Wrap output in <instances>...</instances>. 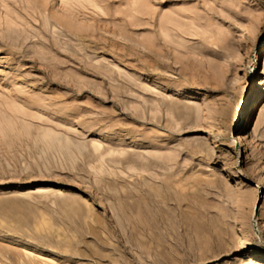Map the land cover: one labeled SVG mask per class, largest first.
I'll return each instance as SVG.
<instances>
[{
    "label": "rangeland",
    "instance_id": "374dc122",
    "mask_svg": "<svg viewBox=\"0 0 264 264\" xmlns=\"http://www.w3.org/2000/svg\"><path fill=\"white\" fill-rule=\"evenodd\" d=\"M143 1L148 0H4V6L0 5V18H3L0 20L5 23L4 29L16 26L31 35L41 34L39 41H43V38H49V33L58 31L59 25L63 26L58 19L70 26L69 18L75 17L78 11L76 17L82 15L80 19L85 22L82 23L84 26H93L92 23L97 24L98 21L104 23L102 19L109 20H105V25H98L102 28L105 26V30L109 27V38L105 39V44L112 46L111 40L116 41L111 47L114 51L119 50L123 55L126 52H147L150 44L153 48V44L158 43H151L153 39L144 29L149 24H142L148 21V14L153 9L156 10L152 14L159 11V14L156 12L157 21L161 23H156L159 28L163 25L160 19L167 18L170 9L184 6L185 3L150 0L152 3H149H154L151 5ZM203 1L199 0L201 3ZM212 1L216 2L215 7L219 12L232 16L226 22L214 21L217 27L214 28L218 29L217 38L222 37L218 42L221 40L222 44L225 43L222 46H227L220 52L221 44L218 43V48L214 43L212 48L215 52L213 50L212 53H219L222 57L217 60L212 58L214 61L207 58L214 65H203L199 73H179L183 77H178V72L176 75V71L172 70L166 74L169 78L166 81L157 74L150 75L139 70L141 66L126 68L127 63L136 65V56L131 54H128L131 57H127L125 63L115 61L117 55L113 53L99 56L127 76L138 72L136 76L149 89V101L145 103L142 94L135 92L137 102L133 105L141 108L142 104H146L144 110H139L141 116L135 119L114 106L117 100L111 99L107 104H101V96H95L89 88L81 94L83 98L70 97L66 100L81 106V110L93 107L88 116L101 119L99 123L106 127L113 125L108 129L103 126L100 129V126L93 134L82 132L76 125L71 127L83 135V140H79L87 143L85 151L89 158L75 154L80 162L73 166L63 155L53 153L52 159L48 162L43 160L42 164L38 162L44 159L42 155L39 157L40 154L38 159L36 154L12 149L11 145L8 146L10 143L0 147V264H150L140 260V256L145 254L143 248H137V222L132 208L136 196H141V192L147 189L144 183L161 179L168 184L173 199L181 195L185 211L188 205L185 198L189 195L200 207L199 214L227 215L214 230H224L227 234L229 251L191 264H244L249 257L264 264V0ZM138 3L151 5L150 8L144 6L148 8L147 11L150 10L148 17L144 16L147 12H144V7L137 8ZM191 3L197 1L190 2V5H194ZM234 7L237 15L232 14ZM79 8L85 13L81 14ZM91 16L94 19L89 20ZM134 16L137 20L132 18ZM73 17L72 21L78 26L72 23L74 27L72 24L70 27L80 28L79 17L77 22ZM49 19L52 20V28L49 26L47 31H43L44 22ZM132 19L133 22H130ZM87 20L92 22L88 24ZM111 20V23H123L124 26L129 20L128 24L134 27L133 34L137 39L134 44L130 43V49L125 48L126 42L122 37L112 39L109 36L110 28L115 26L118 29L117 23V26L112 24L110 27ZM87 25L82 28L89 32L91 27L88 30ZM0 28V101L9 99L10 95L19 91L28 92L30 96L33 89L35 93L49 87L51 91L68 93L64 81L59 83L55 77L49 78L48 71L39 64L38 69L32 68L36 64L34 59H26L18 69V61L23 60L11 53L10 41ZM37 36L32 37L35 38L33 41L31 39L32 42L36 41L33 45L37 44ZM138 37L143 40L141 44ZM145 37H149V40ZM188 38V46L199 42L197 38ZM214 39L217 40L216 37ZM28 42L26 48L32 45V42ZM117 44L125 49L122 50ZM108 46L102 52H113L109 51L111 48ZM22 75L27 76V80ZM86 78L92 82H104L102 76L87 75ZM251 99L255 100V104L249 108L246 105ZM17 105L21 107L20 103ZM33 113L45 117L36 110ZM106 113L113 116L112 120L107 118ZM240 117H245L246 122L236 125ZM0 119V123L4 120L0 124L3 125L0 132L3 128L7 132L12 130L11 127L15 130L12 119L5 120L1 116ZM76 119L83 120L85 124L94 123L90 118ZM23 122L26 124V121ZM24 126L18 129L19 133L26 132L27 127ZM160 154L164 155L167 164L164 174L158 169L147 170L146 166L142 167L134 161L142 156L157 159ZM147 158L138 162L141 164L145 161L146 164ZM239 172L241 176L234 178ZM220 183L227 189V194L220 191ZM242 194L249 196V202H244Z\"/></svg>",
    "mask_w": 264,
    "mask_h": 264
},
{
    "label": "bare ground",
    "instance_id": "6f19581e",
    "mask_svg": "<svg viewBox=\"0 0 264 264\" xmlns=\"http://www.w3.org/2000/svg\"><path fill=\"white\" fill-rule=\"evenodd\" d=\"M1 1H0V5L4 6L3 3L4 0ZM148 1L151 2L150 0ZM148 1H143V2L145 3ZM196 1L197 3H191L194 5H190V2H196ZM226 1L225 3H227ZM167 2L171 4L172 3L177 4L183 2V4L185 3V5L174 9L172 8L173 7L172 5L171 7L172 9H170L171 12L169 13L168 16L166 15L167 18L163 17L165 16V14L162 15L163 19H160V21L162 22L163 25L162 26L159 25L160 26L159 28H158V24L156 27V23L157 22L160 23L159 21H157L159 18H156V16L159 14V11L158 12L156 11L158 14L156 12L152 14V12L156 10V9L154 10L152 7L151 9H153V11L150 12V10H148L150 12V14H148L147 11L148 8H145L148 7L149 4H151L152 2L149 4L147 3V5L146 4L140 5L141 3L140 4L138 3L139 5L138 4L136 5L139 6L137 8L141 7V9L146 5L144 7L145 8L144 12L145 11L147 12L146 14H144V16L145 15L147 16V14L148 16L149 15L150 16L149 17L147 16L148 21L147 22L144 21L145 23L142 24H146V26L147 24H149L147 28H144L145 32L148 31L150 38L154 40V41L152 40L151 43L152 42L154 43L155 41L158 43L153 44V48L152 45L150 44L151 46V48L149 47V49H151L150 52L149 49L147 52H131V53L126 52L127 54L123 52L126 55L125 54L123 55L122 53L118 52L119 50L114 51L112 49L113 44L117 43L116 41L114 42V40H111V42L113 41V44L112 46L109 44L110 47L105 44L106 43L105 39L107 40V38H109L107 35L108 34L107 29L109 28L108 22L106 26V28L107 27L108 28L106 30L104 29L105 26H103L102 28V26L100 25L101 24L105 25L106 19H102L104 23H101L100 21L101 24L99 23V21L97 22V24L93 22L94 23V24L92 23L93 26H91L90 24L92 21L87 20L86 22L87 23L90 22L88 23L90 25L87 24L86 25L88 26V30L89 27H91L90 28L91 30L89 32H86L87 29L84 30L82 28L84 26L82 25V23H85L83 22L82 19H80V16L82 18V15L78 16L79 18L76 17V15L78 14L77 13L78 9L75 10L77 11L75 15L76 18L73 17L74 15L73 16L71 15L74 14V12L73 13L71 12L70 15L73 18H75L74 19L75 22L78 21V20L76 21L77 18L79 19V21H82V22L78 21V23H80L81 25L79 26L80 28L76 27L78 26V24L72 21L73 20L72 17L69 18L71 19L72 22L69 19H67V21L68 22L70 21V26L73 25L72 23L76 24L75 28L77 29L71 28L69 25L66 26L64 23H62V20L60 22V19H58L59 23H61V26L62 24L63 26L60 27L59 25L58 31L56 32L54 31V33L52 31V34L49 33L50 35L46 34L49 35V38L47 36L48 39L44 40L45 38H43V41H39L42 39V37L40 36L41 34L38 35L39 37L37 36V34H35L38 37L37 39L39 41V43L37 41L36 45L34 44L36 47L33 45V43L36 41L32 42L33 39H35L32 37L33 36L35 37V35H31L27 33V30L25 29L22 31V29H20L19 27L16 28V26L11 28L8 27L4 29L5 23L1 21L3 18H0L1 19L0 27L3 28L5 37H7V39L10 41L11 44L10 48L12 50L11 53L18 56V59L23 60V61H18L17 68L19 69L20 67H22L26 59H34L36 61V64L34 63V66H32V68L36 69L37 65L39 64L40 66L45 68V70L48 71L47 75H49L48 76L49 78L55 77V79H57L59 83H62V81H64L63 84H65L67 88L65 86L64 87L66 88V90H68L69 94L71 93V95L69 96L68 93L64 94V93H59V91H51L49 87L48 90H39L38 92L35 91V93H34L35 89H33L32 91L33 94H31L30 96H28V92L19 91L18 93H13L12 95H10L9 99L0 101L1 118L5 120L7 118L12 119V121L14 122L13 126L15 128V130H13V127H11L12 130L10 129L11 131L8 132L6 131V129L4 130V128L2 129L3 132L1 130L2 133L0 132L1 134L0 144L1 143L3 144H1L0 147H2V145L4 144L10 143L8 144L9 147L11 145L12 149L15 150L19 149V151L20 149H23L24 151L22 150L23 151V152L21 151L22 153L26 151L27 153L30 154H34V155L36 154L38 159L42 155L44 159L42 158L39 159L38 160L39 163L40 161L42 163L43 160L48 162V160L52 159L53 153L56 154L58 153L57 156L60 154L63 155L66 161H68V164L71 163L72 165L73 163V166H75L77 161L80 162V160L79 158L77 160V157L79 156L75 157L74 155L75 154L77 155L79 153L82 156L87 155L88 153L85 151V148L88 145L85 141H82L83 135L75 132L74 130L71 129V127L73 125H76L80 127L82 132L84 133L89 132L90 134L91 133L93 134L95 131L99 130L100 126H101L100 129H102V126L104 128L106 127L105 125H101L99 123L102 122L101 119L94 118L90 115L88 116V114H91L89 112L90 111L92 112L94 109L92 107L93 105H90L92 102L89 103V105L92 108H89L86 105L88 108H84L86 106L84 107L82 106L85 110L83 109L81 110L80 109L81 106L74 105L73 101L72 103L70 102L68 103L66 101L70 99V97L83 98L81 94L83 93L84 90H87V88L93 90L95 96L96 94L98 96L99 95L101 96V97L99 96L101 104H107V101L111 99L117 100L114 106L118 107L122 112H127L135 119L136 118L138 119L141 116L139 110L141 109L144 110L146 104H142L141 108L133 105L135 102H137V97H135V92L142 94L145 100L144 102L146 103L149 101V95H148L149 89L143 84V81H141V79L136 76L138 72H134V74H132L131 77L123 73H120L115 68H113L112 63H107L106 61L101 60L99 58L100 55H107L108 53L110 54L113 53V55L114 54L115 56L117 55V58L114 57L115 59L114 58L113 59L115 61H118L119 63H125V61H128L126 58L131 57V55L134 57L136 56V58L134 59L136 65L135 63L133 64L127 63L128 67L126 68H130V67L137 68L138 66H141V69L139 70L146 72L148 74L150 73V75L157 74L159 75L160 79L166 81L169 80L166 74L167 73L169 74V72H171L172 70L176 71L175 73L176 75L178 72L179 75L178 77H180L181 74L183 75L187 72L195 73L196 71H198L196 73H199V71H201L200 67L207 66L208 64H210V66L212 64L213 66L214 63L208 59L214 61L216 58L218 59L222 57V55L219 53L217 55H215L216 53L213 54L215 50L212 48V45H214L215 43L219 48L218 43L221 44L220 46L225 44L224 42L222 44L220 42L221 40H219L218 42V39L222 37L218 36L217 38L218 29H216L217 27L214 25V21L217 19L220 20L221 22L224 21L226 22V19L232 16L228 17L227 15L222 14V12H219L215 7L216 2L215 1L213 2L212 0L210 2L204 0L202 3L199 2V0H167ZM222 2L223 0L220 1V3ZM159 4L161 5V3ZM85 9H87V7H85ZM231 9L233 10L232 6ZM83 11L81 12V14L85 13ZM232 14L237 15L236 9ZM91 17L89 18V20L94 19L93 17L92 18ZM99 17H101V15ZM132 18L137 20L136 16ZM68 22H66V24H68ZM111 22L112 20L109 23V25L111 24L110 27H112V24L114 25L115 23H117V22L115 23L114 22L111 23ZM126 22L128 23L133 22V19L130 22L129 20ZM98 23L100 25H98ZM128 23H126L125 26L122 25L123 23L121 25L117 23L118 26L116 24L115 25L118 27V29L115 26H113L114 28L113 27L110 28L108 32H109V36L111 35L112 39L119 38L116 36H120V38L122 37V39H124V41L126 42L125 44L126 47L125 46L124 47L125 48L128 47L130 49L131 48L130 46L134 44V42H136L137 38L133 34L132 28L134 27H132V25ZM44 24H45V29L43 28L44 29L43 31H47L48 27L52 26V20L51 19L46 20ZM86 25L84 27H86ZM119 25L121 27L122 26L124 27L121 28ZM142 26L145 27V25ZM214 26L216 28H214ZM72 27H74V25ZM119 29L121 30L118 31ZM103 30L106 31V33L103 32ZM161 32H162V36H160ZM103 33H105L107 37H105ZM215 33L216 35H214ZM44 35L42 36L44 37ZM139 37L141 36L139 35ZM139 37L138 39L141 40ZM162 37L165 38L163 39ZM188 37H192L195 39L197 38L199 42L197 41L196 43L195 41L196 44L194 45L191 44L193 46L190 45L188 46V44L190 43L189 41V43L187 44V41L189 40ZM215 37L217 40L214 39ZM146 39L149 40V37H147ZM142 41L143 40L139 41L140 44ZM27 42L29 44L32 42L33 46L30 45L29 48H26L25 44H27ZM130 43L132 44L130 45ZM119 44L121 45V42ZM135 45L133 46V48L136 47ZM107 46L109 47V49L112 47L109 51L112 50L113 52H106V51L102 52L104 49L106 50L105 47ZM141 46L144 47L143 45ZM226 46L227 44L225 45V47ZM118 47L121 48L122 50L125 49L123 47H120L119 45ZM225 47L222 46L220 52ZM210 50L211 52H209ZM203 58L206 59L208 58V59L203 60ZM130 60L132 61V59ZM196 64L199 65L198 68L196 67ZM196 68L199 70H197ZM206 69L207 71H210L208 70V68ZM206 69L205 70L202 69V70L205 72ZM210 69H212V67ZM16 71L19 72L17 69ZM22 71H24V69ZM87 75H93L95 77L102 76L104 82L102 84L101 82L100 83L96 81L92 82L89 80L90 76L88 77L89 79L86 78ZM22 78L24 80H27V76L25 75H22ZM17 103H20L21 107H19ZM254 104H255V100L251 99L248 100L246 106L251 108L253 107ZM97 105L95 107H97ZM36 107H38L39 109ZM34 110H36V112H40V114H43V116L45 117H38L35 113H33ZM107 115H108L107 118L109 120H112L113 116L109 113ZM76 118H81V119L83 118L84 120L90 118L94 120V123L91 122L88 124L86 122L87 124H85L83 120L81 121ZM75 119L77 121H75ZM23 121H26V124H23L24 123ZM245 122H246L245 117L244 118L240 117L237 120L236 125L242 123L245 124ZM24 125H26L27 128ZM23 126L27 129L26 132L19 133L18 131L20 130L18 129H21V127ZM112 127L113 125L108 126L106 128L108 129ZM79 139L82 140L80 141ZM7 140H9V142H7ZM28 155L29 154H27L26 156ZM57 156L55 155V158ZM147 157L142 156L141 158L140 157L137 158L138 160L139 159L144 160ZM55 158L53 157L54 161ZM59 158L63 159L60 156ZM87 158H89V156ZM138 160H134V161H137V163L140 166L142 165V167L146 166L145 168H148L147 170L158 169L161 172V174H164V172L167 170V164L165 162V157L163 154H160L157 159H153L151 157L147 158L146 164L145 161H143L140 164ZM58 161L60 162V160ZM79 162L77 163V165L79 164ZM58 164L62 165L61 163ZM48 165H50V161ZM48 165L46 164V166ZM48 168H51V166H48ZM240 176L241 174L239 172L234 175V178ZM155 181L156 180H153L152 183H147V182L144 183L145 184L144 186H146L147 189L145 191L142 189L143 191L142 190L141 191L143 192V194L140 191L141 196L139 195H138L139 197L136 196L137 199H135L134 201L135 203L132 208L136 216V222H137L135 224V240L138 244L137 248L138 249L143 248L144 250L143 252L145 254L144 256H140V260H144L146 263H150V264H191L192 262L195 261H202V260L215 258L220 254L229 251L228 248L229 240L228 238L225 237L227 234L224 232V230H220V231L214 230L216 227L219 226V224H221L226 219L227 217L226 214H215L212 216H209V214H199L200 207H197L195 201L190 199L189 195H186L187 197L185 198V200H187L188 202V205L186 206L187 211H185L182 208L181 195H179L178 199H173L170 195L169 186L165 182V180L161 179L158 182ZM219 189L224 194L228 193L227 189L223 187L221 183L219 184ZM241 198L245 199L244 202L247 201L249 202L248 195L242 194ZM162 227L164 228V231H162L163 230ZM259 262H263V261H255L253 258L249 257L247 262L244 264H260Z\"/></svg>",
    "mask_w": 264,
    "mask_h": 264
}]
</instances>
